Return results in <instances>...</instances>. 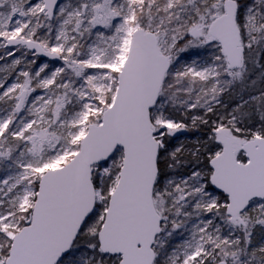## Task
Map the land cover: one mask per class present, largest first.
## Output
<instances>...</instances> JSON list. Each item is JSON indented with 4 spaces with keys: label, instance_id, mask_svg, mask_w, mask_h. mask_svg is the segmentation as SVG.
<instances>
[{
    "label": "snow or ice",
    "instance_id": "1",
    "mask_svg": "<svg viewBox=\"0 0 264 264\" xmlns=\"http://www.w3.org/2000/svg\"><path fill=\"white\" fill-rule=\"evenodd\" d=\"M0 264H264V0H0Z\"/></svg>",
    "mask_w": 264,
    "mask_h": 264
}]
</instances>
